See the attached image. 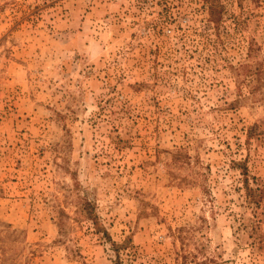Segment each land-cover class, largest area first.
Instances as JSON below:
<instances>
[{"label":"rangeland","instance_id":"rangeland-1","mask_svg":"<svg viewBox=\"0 0 264 264\" xmlns=\"http://www.w3.org/2000/svg\"><path fill=\"white\" fill-rule=\"evenodd\" d=\"M241 163L264 0H0V264H264Z\"/></svg>","mask_w":264,"mask_h":264},{"label":"trees","instance_id":"trees-1","mask_svg":"<svg viewBox=\"0 0 264 264\" xmlns=\"http://www.w3.org/2000/svg\"><path fill=\"white\" fill-rule=\"evenodd\" d=\"M240 166H241L242 174L244 176L242 181H243V187L245 189L246 199L250 203H253L255 205H260L262 201H264V183H262L261 185L255 184L254 182L251 183L248 178L246 165L244 163H241ZM82 209L85 217H87L93 224L95 231L101 233V236L111 245V248L114 250L116 254L115 264H120L118 257V249L121 246V244L113 240L109 232L107 231L106 227L103 224H101L99 217L95 212L94 204L91 201L84 199L82 203ZM258 221L261 223L264 222V219H259ZM58 223H64L62 217H59ZM260 242H264V239H262V241ZM260 244L261 247H264V243H260Z\"/></svg>","mask_w":264,"mask_h":264}]
</instances>
